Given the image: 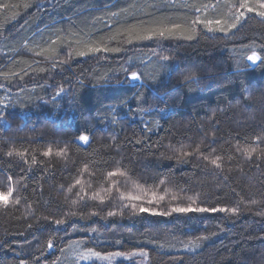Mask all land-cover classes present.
I'll return each instance as SVG.
<instances>
[{
  "label": "trees",
  "instance_id": "obj_1",
  "mask_svg": "<svg viewBox=\"0 0 264 264\" xmlns=\"http://www.w3.org/2000/svg\"><path fill=\"white\" fill-rule=\"evenodd\" d=\"M216 2L0 0V190L9 175L26 185L14 193L23 197L19 205L0 208V264H65L76 246L103 255L147 252V264H264V216L256 214L264 208V162L247 161L236 149L264 134V20L249 13L227 37L198 26L191 40L177 32L128 42L133 25L190 22L199 14L192 4ZM97 44L119 50L89 51ZM251 44L262 57L256 64L246 59ZM180 54L202 68L185 76ZM172 59L179 62L176 69ZM132 71L141 79L131 80ZM197 145L206 155L214 149L223 156V171L197 156L174 158L175 150ZM48 147L67 148V157L42 156ZM12 149L27 150L28 163L8 157ZM86 164L91 174L82 171ZM116 167L128 173L113 178L120 192L141 200L120 198L115 189L104 203L90 198L105 195V170ZM76 179L88 193L83 201L79 185L67 191ZM153 193L157 199L148 204ZM187 197L205 207L258 203L241 205L236 215L139 211H169L190 203ZM93 211L98 214L89 215ZM187 241L199 246L185 250Z\"/></svg>",
  "mask_w": 264,
  "mask_h": 264
},
{
  "label": "snow or ice",
  "instance_id": "obj_2",
  "mask_svg": "<svg viewBox=\"0 0 264 264\" xmlns=\"http://www.w3.org/2000/svg\"><path fill=\"white\" fill-rule=\"evenodd\" d=\"M220 3L221 0H217L216 4H210V3H199V4H192L191 8L194 13H199L198 15H194L190 22L185 23H169L168 25L158 23L157 26L154 27H142V26H136L133 25L130 29H128V42L131 43L132 39H148L151 40L153 38L159 37V38H174L177 32H180L182 34V38L184 39H194L195 33L197 31L198 26L202 27L206 32L208 33H223L225 37L228 36L230 32H232L233 29H236L238 25L241 24V22L248 18L249 13H254L256 16L260 17L262 20H264V0H224V5L226 8L225 12H220ZM187 6V5H186ZM215 11L219 13L215 16H210L209 12ZM133 33H136L135 36H133ZM114 38V37H113ZM56 41H53V44H55ZM248 48L252 49L251 54L246 55V59L248 61H251L253 64H256L258 61L262 60V57L258 52L255 50L256 45L251 44L247 46ZM119 49H112L107 47H101L100 45L91 46L89 48V51L91 52H102V51H118ZM45 52L52 53V49H45ZM44 53L38 52L37 55H43ZM77 55H85L86 53L84 51L77 50ZM51 58V57H49ZM162 60L167 61L169 60L168 56L161 57ZM18 74V73H14ZM130 79L133 81L140 80L141 74H138L136 71H132L130 74ZM186 79H194L192 76L186 77ZM248 92L247 98H251V92L250 90H246ZM59 95V93H57ZM162 98V97H161ZM2 119V117H0ZM80 141L87 144L89 142V137L87 135H80L78 138ZM137 143H140V141H137ZM264 144V134H259L254 137V140L250 144L246 145H236V149L238 152L242 154L245 160L252 161L253 157H255L256 160L264 162V147H261L260 145ZM176 155L175 159L177 161L182 160L185 157H191V156H197L200 159L207 162V164L213 166L217 170L223 171V161L224 157L221 155H214V149L212 152H209L207 155L204 154L201 151V146L197 145L191 150H187L186 148H180L175 150ZM67 148H61L59 150H56L54 152L52 147H48L46 150L41 152V155L44 157H51L55 155L56 157L66 158L67 157ZM6 155L8 157L16 156L20 158L24 163H28V160L25 159L27 155V150L21 151L12 149L7 151ZM163 155V154H162ZM173 158V157H168ZM231 155L227 157L228 160L233 159ZM37 158L35 154L31 156V164H36ZM83 172L91 174L88 165H84ZM105 180L109 182V186L107 188L102 189V191L105 193V195H101V192H94L92 196L90 197L93 200H99L100 203H104L106 199H108L111 196L112 191L115 189L117 192H119L120 198H127L130 201L133 200H141V196H133L131 194H125L124 192H120L119 188L117 187V181L113 178L117 177H128L127 170H121V167H116L114 169L105 170ZM161 183H164V181H161ZM20 186L21 188L25 187L26 185H23L21 180H13V177L9 175L7 177V185L4 190H0V208L7 209L9 207H16L21 203V200L23 197L21 195H15L14 193H17L18 189L17 186ZM77 185L80 186L79 192L76 193L77 196H79V199L81 201L84 200L85 196H88V193L85 191L84 188V182L80 179H76L75 184L72 185L67 189L69 193L73 192V188H75ZM137 187H140L139 185H136ZM90 187V185H89ZM80 193H83L84 195H80ZM147 195V193H145ZM179 197L176 195H173L172 199H178ZM67 200L68 198L65 197ZM157 197L155 193L152 194V197L147 200L148 204L153 203L154 200H156ZM160 200H163L164 197L160 196ZM187 199L190 201L185 206H176L172 207L169 211H157L152 208H147L144 206L139 207V211L141 213L148 212L149 214L153 216H169L172 213H207V212H213V213H231L232 215L238 214L242 209L241 205H244L245 208H250L252 205H257L256 200H251L249 204L245 205V202L243 199L239 200L237 202L236 206L225 208V207H205L200 206L197 203V199L193 197H187ZM71 203L73 205L77 204V200H72ZM30 207V206H29ZM124 207H129V205H124ZM130 207L135 211L137 209V205L135 203L131 204ZM98 213L93 211L89 213V215L95 216ZM257 215L264 216V208L257 210ZM68 216H76L77 212L70 211ZM108 216H115L117 213L108 211ZM122 215V213H121ZM45 219H48L45 217ZM53 223L56 225H63L65 223L64 219H54ZM31 227V225H29ZM95 231V229H93ZM200 239H206V237H202ZM199 246L198 241H187L184 243L185 250L191 249L195 250ZM47 247L52 248L53 243L51 240L47 241ZM71 247V246H70ZM114 256H120L122 253H113ZM135 255V253H133ZM139 255L147 258L148 253L147 252H140ZM95 256L97 258H100V253L93 251L92 249H88L86 253L81 252L77 255V259H88L89 257ZM104 259H110V257H104ZM23 264V262H22ZM59 264V262H57Z\"/></svg>",
  "mask_w": 264,
  "mask_h": 264
},
{
  "label": "rangeland",
  "instance_id": "obj_3",
  "mask_svg": "<svg viewBox=\"0 0 264 264\" xmlns=\"http://www.w3.org/2000/svg\"><path fill=\"white\" fill-rule=\"evenodd\" d=\"M159 48H164L165 50H173L175 51V47L173 45H168V44H158ZM173 60V64L175 69L178 67V60L180 61L181 64H184L187 68V70H185V76H187L188 74L198 71L199 69H201L202 67L199 66V63H197L196 61L193 60H189V58H187V56H184L183 54L179 55V59H172ZM204 71L207 70V67L203 68ZM205 75H203L202 78H204L205 81H209V74H207V72L203 73ZM210 83V81H209ZM131 195L133 196H138L135 193H132ZM88 249L82 247V246H76L74 248L73 251H71L69 253L68 259L65 261V264H130L131 261H133V259H136V257H142V261L138 262V264H147V258L139 255V253H135V255H120V256H114L112 254H108V255H103L100 254V258H97L95 256L89 257L88 259H77V255L81 252L86 253ZM104 257H110V259H104Z\"/></svg>",
  "mask_w": 264,
  "mask_h": 264
}]
</instances>
